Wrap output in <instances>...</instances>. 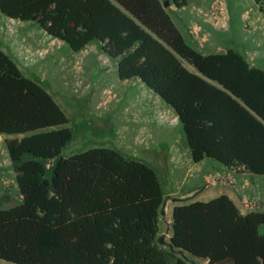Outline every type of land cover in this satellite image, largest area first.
Wrapping results in <instances>:
<instances>
[{
    "label": "trees",
    "instance_id": "obj_1",
    "mask_svg": "<svg viewBox=\"0 0 264 264\" xmlns=\"http://www.w3.org/2000/svg\"><path fill=\"white\" fill-rule=\"evenodd\" d=\"M165 1L0 0V20L37 23L75 52L101 42L122 81L138 79L178 114L195 163L264 176V69L233 48L195 49ZM0 134L22 195L0 208V264H191L157 243L165 192L155 168L112 148L64 157L69 117L2 49ZM172 217L176 248L208 264H264L263 211L244 214L223 194Z\"/></svg>",
    "mask_w": 264,
    "mask_h": 264
},
{
    "label": "rangeland",
    "instance_id": "obj_2",
    "mask_svg": "<svg viewBox=\"0 0 264 264\" xmlns=\"http://www.w3.org/2000/svg\"><path fill=\"white\" fill-rule=\"evenodd\" d=\"M188 1V7L171 12L177 21L180 17V26L199 15L204 32L211 30L208 26L226 30L216 37L218 44L208 45L212 51L207 54L233 48L243 53L252 65L264 69V0ZM202 4L208 5L199 12ZM0 49L17 63L25 76L41 84L69 117L73 139L64 148V157L92 148H112L155 168L165 192L157 243L172 254V261L183 257L168 244L175 206L226 194L243 208H258L252 199L240 202L249 191L244 188L247 180L243 173L223 167L215 160L212 161L216 163L196 166L187 164L184 151L188 146L182 125L173 129L172 115L138 79L122 81L118 76V60L104 53L101 44L93 42L75 52L67 43L49 36L37 23L2 17ZM5 140L1 135L2 209L22 202ZM161 236L165 237V243L159 242ZM188 257L191 264H204L203 259L190 254Z\"/></svg>",
    "mask_w": 264,
    "mask_h": 264
},
{
    "label": "crops",
    "instance_id": "obj_3",
    "mask_svg": "<svg viewBox=\"0 0 264 264\" xmlns=\"http://www.w3.org/2000/svg\"><path fill=\"white\" fill-rule=\"evenodd\" d=\"M207 5L208 4H202L200 7H198L199 12H200V10L204 9ZM188 6H189V1H188V5L183 7V8H181V9L177 8L174 4H171L169 7H166V8L170 12L175 24L180 29V31L182 32L183 36L187 40V42L189 44H191L195 49H197L200 52H203V54L207 55L206 52L212 51L211 49L208 48V45L211 44V43L218 44L219 42L215 41L216 37L219 35V33H222L223 31H226V30H219V29H217V28H215L213 26H208L211 30L209 31L207 29V32H204L202 30L203 26H201V24H200L199 15L194 16L193 20L189 24L184 25V26H182V25L180 26L179 25V24H181V23H179L180 22V17L178 16V21H177V18H175L172 15L171 12L172 11L180 12L182 9H184V8H186ZM195 32H197V33L195 34ZM61 42H63V41H61ZM97 43L103 45L101 42H97ZM89 45H92V43L89 44ZM227 50L228 49H226V51ZM226 51H224V52H226ZM208 54H212V53H208ZM142 85H144V84L142 83ZM154 94L158 97L159 102H160V106L162 105L164 110H168V112L172 115L173 124H174L173 129L177 128L180 124L183 127V123L181 122L178 114L161 97H159L156 93H154ZM183 130H184V127H183ZM184 132H185V130H184ZM185 135H186V132H185ZM0 136H1V134H0ZM3 136H5L6 138L8 137L6 135H3ZM186 143H187L188 148H187V150L184 151V153H185V157H184L185 159L184 160L187 162V164L192 163L194 166H196V165H202L203 163H206V162H214V161H212V159L206 158V159H204L203 161H201L199 163H195L193 161V159H192V156H191V150H190V146H189V143H188L187 135H186ZM216 162H218V161H216ZM216 162H214V163H216ZM221 166H223V165L221 164ZM223 167H225V166H223ZM239 173H241V174L243 173L244 174V176H245L244 178H245V180H247L245 182V184H244V188H245V190H249L248 192L245 191V192H247V194H245L246 195L245 198L244 199H240L241 204H242L243 201L246 202V201L252 199V200H254V201H256L258 203V208H255V209H252V210H248L246 207L243 208V206H240L239 202L235 198H233L231 196L230 197L235 201V203L238 205V207L240 208V210L244 214H247V213H249L251 211H263L264 212V178L254 177L249 172H239ZM261 177H264V176H261ZM198 201H209V200L201 199V200H198ZM171 236H172V234H171ZM203 263L204 264H208V260H203Z\"/></svg>",
    "mask_w": 264,
    "mask_h": 264
},
{
    "label": "water",
    "instance_id": "obj_4",
    "mask_svg": "<svg viewBox=\"0 0 264 264\" xmlns=\"http://www.w3.org/2000/svg\"><path fill=\"white\" fill-rule=\"evenodd\" d=\"M171 5V2L170 1H165L164 2V6L165 7H169ZM176 6V5H175ZM162 213H163V211H162ZM159 242L160 243H165V237L164 236H161L160 238H159ZM169 246H170V248L172 249V250H177V252H179L180 254H182L183 255V257L185 258V259H188L189 257V253L188 252H186V251H184V250H182V249H178V248H176L175 246H174V244H173V242L171 241V239L169 240Z\"/></svg>",
    "mask_w": 264,
    "mask_h": 264
},
{
    "label": "built area",
    "instance_id": "obj_5",
    "mask_svg": "<svg viewBox=\"0 0 264 264\" xmlns=\"http://www.w3.org/2000/svg\"><path fill=\"white\" fill-rule=\"evenodd\" d=\"M223 5H224V4H223ZM223 5H222V10L224 11V8H223L224 6H223Z\"/></svg>",
    "mask_w": 264,
    "mask_h": 264
}]
</instances>
